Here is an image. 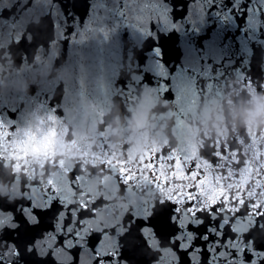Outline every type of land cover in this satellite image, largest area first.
<instances>
[{"label": "water", "instance_id": "1", "mask_svg": "<svg viewBox=\"0 0 264 264\" xmlns=\"http://www.w3.org/2000/svg\"><path fill=\"white\" fill-rule=\"evenodd\" d=\"M5 2L0 0L3 17L20 14L16 0L10 10ZM126 2L127 9L122 0H24L43 17L42 25L26 27L19 44L10 28H0V120L11 129L0 149L6 158L0 159V209L15 211L29 198L43 199L52 180L77 209L81 199L97 200L94 222L126 227L119 225L122 218L127 224L133 212L179 195V184L161 189L138 177L126 188L104 160L136 168L150 150L187 148L207 169L205 158L213 159L217 142L220 151L229 150L212 174L233 177L224 180L226 187L250 180L248 192L264 207V0H139L148 9L135 13L130 8L137 0ZM149 14L152 23L146 25ZM161 66L166 76L159 75ZM161 85L168 89L163 95ZM177 85L183 87L179 105L173 102ZM181 107L183 134L177 126ZM49 129L56 134L47 148L19 147L26 131ZM21 151L27 155L14 177L12 154ZM158 171L171 180L167 165ZM70 181L74 195L67 191ZM162 207L157 204V219ZM56 216V209L50 211L36 232L59 223ZM138 227L133 222V234ZM9 234L21 246L27 243ZM168 239L162 234L159 243L167 246ZM159 250H130L129 264H152ZM193 261L208 264V252L194 253ZM183 264H189L186 257Z\"/></svg>", "mask_w": 264, "mask_h": 264}, {"label": "snow or ice", "instance_id": "2", "mask_svg": "<svg viewBox=\"0 0 264 264\" xmlns=\"http://www.w3.org/2000/svg\"><path fill=\"white\" fill-rule=\"evenodd\" d=\"M122 2L123 8H129L126 0ZM12 6L10 0H6L5 7L10 10ZM16 6L20 14H13L7 18L3 17V9H0V28H10L15 33L14 44H19L25 28L28 26L39 28L43 23V17L38 11L33 10L32 5L25 4L24 0H16ZM142 9L145 11L148 7L137 0L131 5L130 11L135 13ZM37 19L39 23L35 22ZM151 23L152 17L149 14L145 17V24ZM145 34L151 35L150 28H145ZM30 36L29 33V38ZM154 51L158 55L161 54L159 48ZM159 75H167L163 66L160 67ZM244 80L248 87L252 86L251 79ZM177 87L180 91L173 102L179 105L183 87L181 85ZM166 91H168L166 86L159 87L162 95ZM196 99L194 97L190 104H194ZM50 111L55 113L56 108L53 107ZM184 113L185 108L181 107L177 126L182 134ZM10 132L11 129L0 120V149L4 138L10 135ZM55 134V129H49L43 134L40 130L26 131L19 147L26 149L32 144L34 148L36 146L47 148L49 137H54ZM212 147L215 150L213 159L205 158V163L209 165L207 169L198 164L194 157L186 154L187 148L183 150L169 148L167 152L164 148L150 150L145 156L140 157L136 168L125 167V161L104 160L102 162L104 166L118 175L120 183L126 188H131L138 177L149 180L153 186L161 189L165 185L172 186L174 182L179 184V195H168L160 199L151 205V210L146 206L133 212L128 217L127 224L122 218L119 225L126 227L115 224L111 227L107 224L101 226L94 222L92 218L97 213V200L81 199L77 209L74 206L76 202L68 196L61 195L53 181L49 180V187L44 190L43 199L29 198L15 211L0 209V233L7 234L0 236V241L5 245L4 250L0 251V264H129V251L135 252L141 245L150 251L159 245L160 250L156 252L152 264H183L185 257L189 264H195L194 253L205 251L209 255L208 264H264V207H261L258 200L252 199L253 194L248 192L250 180L242 187L232 183L226 187L224 180L231 181L233 177L225 176L223 171L216 175L212 174L210 169L216 167L215 161L221 159L229 150L220 151L218 142ZM12 155L17 161L13 164L15 177V173L21 170L20 161L27 152H13ZM0 159H6L2 150ZM165 165L170 169L171 180L158 171ZM60 166L63 167V161L60 162ZM24 172L27 174L26 168ZM74 179L79 181L81 178L76 175ZM234 187L235 193L232 190ZM67 191L71 195L75 194V186L71 181ZM246 195L251 202L245 199ZM157 204L164 206L159 212L158 219L154 216ZM53 209L57 210L56 218L59 223L48 224L36 232L45 225V218ZM3 213H8L7 218L2 216ZM8 221L12 223L9 224ZM133 222L139 226L135 234ZM199 226H204L206 230L203 233L198 232ZM169 229L173 231L169 232ZM10 230L26 237L27 243L21 246L15 242L9 234ZM110 233H115L117 238L113 239ZM162 234L169 237L167 246L159 243ZM211 237H215V240H211ZM202 241L214 244L219 252L211 251L208 246L201 243ZM121 242H126L127 246Z\"/></svg>", "mask_w": 264, "mask_h": 264}]
</instances>
